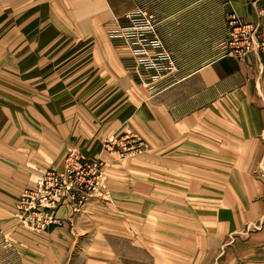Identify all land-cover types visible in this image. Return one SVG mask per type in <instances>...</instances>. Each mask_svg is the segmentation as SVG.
I'll return each mask as SVG.
<instances>
[{
	"label": "rangeland",
	"instance_id": "1",
	"mask_svg": "<svg viewBox=\"0 0 264 264\" xmlns=\"http://www.w3.org/2000/svg\"><path fill=\"white\" fill-rule=\"evenodd\" d=\"M114 1L152 17L183 73L229 52L233 29L224 0ZM33 5L32 13L18 4L16 16L2 14V88L11 85L22 98L37 95L40 67L49 69L79 49L73 56L89 54L91 40L113 42L119 57V41L108 28H90L99 15L72 14L67 0H33ZM73 62L60 67L73 69ZM16 106L24 111L26 105L18 100ZM3 117L1 112V122ZM17 130L32 133L24 125ZM101 139L92 153L67 145L63 156L44 163L18 161V153L39 157L40 146L25 143L15 151L16 173L0 175V264H264V222L232 220L245 208L244 194L250 200L262 196L229 189L236 174L225 175L223 191L202 189L216 175L194 172L191 164H201L200 158L155 157L152 144L131 129ZM23 142L18 138V145ZM238 176L241 185L252 178L264 183V175ZM222 201L225 222L217 220ZM49 216L55 220L50 226Z\"/></svg>",
	"mask_w": 264,
	"mask_h": 264
},
{
	"label": "crops",
	"instance_id": "2",
	"mask_svg": "<svg viewBox=\"0 0 264 264\" xmlns=\"http://www.w3.org/2000/svg\"><path fill=\"white\" fill-rule=\"evenodd\" d=\"M67 1L72 4V14L99 15L91 29H99L101 24L108 28L114 19L122 20L127 12L139 8L119 7L114 0ZM18 4L25 14L32 13L33 0H0V46L2 14L16 16ZM224 6L228 13L252 21L264 0H224ZM4 29L13 27L5 24ZM86 44L91 47L89 54L73 56L79 49L49 69L40 67L37 95L26 93L25 98L18 97L11 85L2 88L0 83V114L3 112L4 116L0 127H8L0 128V175L2 171L16 173L18 161L39 159L38 163L61 153L63 156L67 145L92 153L101 137L131 129L152 144L155 157L185 158L186 162L190 157L200 158L201 164H191L196 168L194 172L207 177L216 175L202 189L223 191L225 175L236 174L229 189H251L262 197L250 200L244 194L245 211L232 220L264 222V183L253 178L248 185L238 181L241 174L264 175V60L259 52L253 49L242 58L222 54L189 73L177 68L171 76L147 86L133 74L132 63L120 42V58L109 40ZM70 59L74 60L73 69L60 67ZM18 100L24 101V111L16 106ZM18 125L26 126L32 133L18 134ZM82 132L94 137L88 140L80 136ZM18 138L24 142L18 145ZM25 143L40 146V155L28 157L29 154L17 152L16 161L15 151ZM166 146L168 153L163 151ZM170 147L176 149L171 152ZM218 204L221 207L217 220L225 222L224 202Z\"/></svg>",
	"mask_w": 264,
	"mask_h": 264
},
{
	"label": "built area",
	"instance_id": "3",
	"mask_svg": "<svg viewBox=\"0 0 264 264\" xmlns=\"http://www.w3.org/2000/svg\"><path fill=\"white\" fill-rule=\"evenodd\" d=\"M151 19L139 7L127 12L122 20L114 19L108 27L109 36L120 42V48L130 59L133 74L147 86L160 82L177 70L175 58L167 50L157 24ZM229 19L233 30L227 44L228 53L242 58L256 49L264 60V6L257 10L252 21L243 20L235 13H231ZM53 222L55 220L49 216L46 224L50 226Z\"/></svg>",
	"mask_w": 264,
	"mask_h": 264
}]
</instances>
